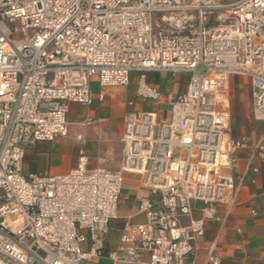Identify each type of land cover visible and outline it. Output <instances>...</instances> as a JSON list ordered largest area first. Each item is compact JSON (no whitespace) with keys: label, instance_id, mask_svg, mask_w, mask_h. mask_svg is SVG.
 <instances>
[{"label":"built area","instance_id":"2783aa9c","mask_svg":"<svg viewBox=\"0 0 264 264\" xmlns=\"http://www.w3.org/2000/svg\"><path fill=\"white\" fill-rule=\"evenodd\" d=\"M151 71L188 74L185 91L167 95L166 122L126 113L118 169L87 168L79 148L65 173L24 172L27 149L67 134L69 104L102 102L106 88L135 73L136 96L158 101ZM236 75L249 80L252 115L264 120V0H0V264H82L104 254L113 264H193L214 204L233 201L224 170L243 146L229 124ZM92 122L86 114L79 123ZM258 149L264 161V143ZM127 172L158 202L140 200L145 222L125 223L106 251ZM208 261L219 257L210 251Z\"/></svg>","mask_w":264,"mask_h":264},{"label":"crops","instance_id":"0c3cea01","mask_svg":"<svg viewBox=\"0 0 264 264\" xmlns=\"http://www.w3.org/2000/svg\"><path fill=\"white\" fill-rule=\"evenodd\" d=\"M152 73L161 75L156 79L150 76ZM183 74L168 71L147 72V83L160 93L158 101L148 100L151 107L147 109H138L130 98L132 93L136 96L135 81L126 86L106 88L103 101L95 100L89 108L69 104L67 134L52 141L38 142L27 149L24 172H47L53 175L65 173L76 166L79 148L84 149L87 168L101 166L109 170L118 169L123 160L124 143L121 137L126 113L132 110L152 111L156 114L157 122L168 121L167 95L185 91L188 77L183 78ZM234 78L248 83L249 104L244 108L236 106L231 114L228 110L231 138L243 143L242 147L230 154L234 162L224 170L234 180L233 201L214 204V216L204 222V233L198 238L193 264H210V251L219 257L218 264H264V161L261 160L258 149L264 143V120H257L252 115L249 80L236 75L230 78V82ZM90 83L92 93L96 96L99 92L97 80L92 78ZM130 101L132 105L128 104ZM86 114L93 122L82 125L79 122ZM78 136L82 140H78ZM142 199L157 204L158 194L151 192L150 186L144 183L141 175L125 173L117 204V217L108 225L106 251L117 244L125 223L145 222V214L138 210V203ZM202 205L200 201L193 202V218L199 217V208ZM180 223L188 225L189 218L181 217ZM88 246L86 233V240L81 243V248L87 250ZM143 258L146 259V256ZM82 264L113 263L104 254L94 261H85Z\"/></svg>","mask_w":264,"mask_h":264},{"label":"rangeland","instance_id":"374dc122","mask_svg":"<svg viewBox=\"0 0 264 264\" xmlns=\"http://www.w3.org/2000/svg\"><path fill=\"white\" fill-rule=\"evenodd\" d=\"M225 1H230V0H225ZM160 73H152L150 74V76H154L156 77V79H158L160 77ZM137 74H133L131 77V82L134 83L135 78H136ZM183 78H187L188 74L184 73L182 75ZM157 81V80H156ZM165 88L168 87L164 86ZM247 89H248V83L247 82H242L240 79H235L229 83L228 85V95H229V99H230V103L228 106V110L229 113L231 114V111L234 110V108L236 106H240L242 108L248 106L249 104V98L247 96ZM130 98H132L135 102V106L139 109V108H143V109H147L148 107H151L148 100L146 101H142L140 100L138 97L135 96V94H131ZM164 115V110L162 112Z\"/></svg>","mask_w":264,"mask_h":264}]
</instances>
